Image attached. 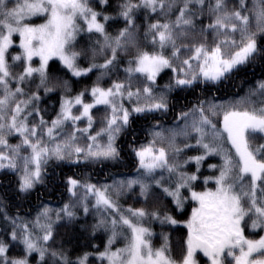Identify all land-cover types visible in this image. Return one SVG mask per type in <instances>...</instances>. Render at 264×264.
Returning a JSON list of instances; mask_svg holds the SVG:
<instances>
[{
	"label": "snow or ice",
	"instance_id": "6c2138e0",
	"mask_svg": "<svg viewBox=\"0 0 264 264\" xmlns=\"http://www.w3.org/2000/svg\"><path fill=\"white\" fill-rule=\"evenodd\" d=\"M256 65L259 78L218 95ZM82 79L91 83L74 91ZM137 121L146 142L137 143ZM126 135L134 175H69L58 206L38 194L25 207L55 181L50 167L120 163ZM257 139L264 0H0V174L11 177L0 188L19 201L0 198V264H201L198 254L206 264H264ZM154 224L186 229L178 256L171 231L153 245ZM99 233L102 247L91 243Z\"/></svg>",
	"mask_w": 264,
	"mask_h": 264
},
{
	"label": "trees",
	"instance_id": "16d2710c",
	"mask_svg": "<svg viewBox=\"0 0 264 264\" xmlns=\"http://www.w3.org/2000/svg\"><path fill=\"white\" fill-rule=\"evenodd\" d=\"M18 40V38H17ZM38 59L36 60V64L38 65ZM50 66L52 68H56L59 66V62L56 60H52L49 62ZM260 67L259 65L256 66H248L247 68L242 69L239 73L235 74L233 77V80L225 82V84L220 85V88L222 91L218 93L220 96H224L226 99L227 96H225V92H228L229 94L233 92L239 91L238 88L233 87V84L239 85L242 80H254L255 78H259L260 75ZM253 72H255V77H253ZM60 75H63V73H59ZM161 83L167 80V74H162ZM94 74L91 76V79H94ZM91 79H82L79 83L74 84V91H79L82 89L86 84L91 83ZM240 94H243L242 92ZM163 119V118H162ZM145 121H137L135 124H133V129L137 133V143L140 142H146V135L143 131L141 125L145 124ZM166 124L171 123V114L169 117L165 120ZM131 131V130H130ZM131 139L130 135L122 136L118 140V145L121 146L124 151L122 152V160L120 163H108L103 167V170H101L100 165L96 166H88V167H74L70 165H61L60 167L56 168H49L50 173H56L55 181L53 182L52 179H49V182L46 186L38 185L36 189L30 194V196L25 201V207L27 208L29 205H35L38 203L37 196L40 195V199H42L44 202L50 203L53 207L58 206L60 203H62L61 196L59 195L60 192L63 191L62 189V181L66 176L72 175L76 177L83 176L85 174H90L92 177L93 182L96 180H100L101 182L105 181L106 174H109V178L107 179V182H111V176H115L116 178H121L125 176H131L135 174V163L134 158L130 155V153L127 150V142ZM15 142V141H12ZM254 143H264L262 140H256ZM229 147V146H228ZM208 163H219L218 157H212L208 159ZM203 173L205 175L209 174L207 169V163L203 166ZM11 178L5 177L4 175L0 174V181H3L5 185L7 184V180ZM55 189V191H52V189ZM0 198H5L7 201H10L12 205H15L19 203L18 200H16L15 193L12 191L11 188H9L7 191H5L4 188H0ZM66 195L64 196V199H66ZM122 203L125 206H128L132 203L131 198L123 199ZM136 206H140L137 204ZM15 207H10V211L15 212ZM188 211H190V202L188 206ZM177 216L179 218H184L181 214L177 213ZM88 221L92 222V217H88ZM154 232L156 235L153 237V245L156 247L160 246L161 238H160V232L163 230L165 232L171 231V245H172V254L174 256H178L180 253V243H181V237L186 235V229L183 228L182 225H178L175 229H169L165 227L164 229H161L158 224H154L153 226ZM246 235H249V233L246 231ZM249 238H258V236H251L249 235ZM105 237L102 233L97 234V238L92 240L91 243L101 245L103 244ZM86 243L85 241H81V244ZM117 247L122 246V243H118L116 245ZM91 251V248L87 249ZM198 259L200 260L201 264H206V258L202 256V254H198ZM90 261H95L94 257H90ZM98 264V262H97Z\"/></svg>",
	"mask_w": 264,
	"mask_h": 264
},
{
	"label": "rangeland",
	"instance_id": "374dc122",
	"mask_svg": "<svg viewBox=\"0 0 264 264\" xmlns=\"http://www.w3.org/2000/svg\"><path fill=\"white\" fill-rule=\"evenodd\" d=\"M17 43H18V40H17ZM230 147V145H228ZM261 234H264V233H261Z\"/></svg>",
	"mask_w": 264,
	"mask_h": 264
}]
</instances>
